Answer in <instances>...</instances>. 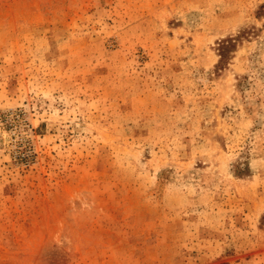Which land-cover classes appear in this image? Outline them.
Here are the masks:
<instances>
[{
    "label": "rangeland",
    "instance_id": "374dc122",
    "mask_svg": "<svg viewBox=\"0 0 264 264\" xmlns=\"http://www.w3.org/2000/svg\"><path fill=\"white\" fill-rule=\"evenodd\" d=\"M0 264H264V0H0Z\"/></svg>",
    "mask_w": 264,
    "mask_h": 264
},
{
    "label": "trees",
    "instance_id": "16d2710c",
    "mask_svg": "<svg viewBox=\"0 0 264 264\" xmlns=\"http://www.w3.org/2000/svg\"><path fill=\"white\" fill-rule=\"evenodd\" d=\"M228 47H229L228 44H225L224 42H222V44H221V49H222L221 55L225 54L227 52V50L229 49Z\"/></svg>",
    "mask_w": 264,
    "mask_h": 264
}]
</instances>
